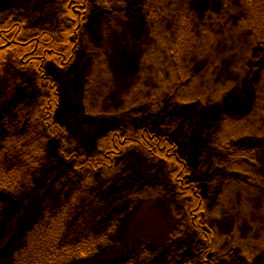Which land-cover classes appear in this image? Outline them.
I'll list each match as a JSON object with an SVG mask.
<instances>
[{"label":"rangeland","instance_id":"rangeland-1","mask_svg":"<svg viewBox=\"0 0 264 264\" xmlns=\"http://www.w3.org/2000/svg\"><path fill=\"white\" fill-rule=\"evenodd\" d=\"M237 1L169 0L170 10L149 14L145 0H117L109 6L91 0L77 58L66 68L49 65L62 91L58 118L68 127L72 144L79 151L93 152L99 136L124 124L128 131L147 128L170 136L181 157L188 160L186 181L190 174L196 184L208 183L209 196L202 197L207 207L202 206L204 222L195 226L185 220L184 207L192 192L184 190L183 182L178 192L162 158L155 160L141 144L130 146L116 163L112 179L98 177L86 184L61 159L58 144L52 141L44 153L46 160L33 167L25 183L17 188L15 182L13 187L0 185V264H11L36 221L66 208L71 215L66 225L71 241L91 233L96 234L93 238L104 236L91 253L77 255L67 264H183L188 260L264 264V133L224 127L226 121L248 116L256 84L264 79V42L253 44L249 30L235 29L242 17L235 8ZM187 2L197 29L217 21L208 32L219 38L207 41L208 37L199 35L201 54L185 60L193 72L211 65V77L199 78L194 85L185 79L178 83L184 85L181 88L162 76L160 58L146 56L151 47L160 57L163 47L155 44L174 43L180 36V28L173 23L188 10L183 7ZM10 15H23L33 25H54L60 19L59 3L0 0V18ZM242 55L241 69L236 65ZM30 75L15 68L10 59L0 66V126L17 101L38 94ZM4 138L0 134V144L12 141ZM239 146L256 150L253 162L257 166L245 165L263 181L256 182L255 174L250 182L243 168L235 165L232 155ZM176 167L172 163V169ZM230 183L247 193L245 209L243 205L231 208L233 199L217 206ZM240 194L237 199L242 201ZM202 230L211 233L207 235L213 242L211 252L206 251L209 242L202 250ZM202 252L208 253L207 259L195 260Z\"/></svg>","mask_w":264,"mask_h":264},{"label":"trees","instance_id":"trees-1","mask_svg":"<svg viewBox=\"0 0 264 264\" xmlns=\"http://www.w3.org/2000/svg\"><path fill=\"white\" fill-rule=\"evenodd\" d=\"M102 1L109 6L117 0ZM168 1L145 0V7L149 14L164 13L171 8ZM57 2L59 3L60 19L54 25H33L28 23L27 18L23 15L0 18V66H2V62L10 59L18 68L30 70L34 73L40 90L37 95L30 97L31 100L17 101L10 114L4 118L0 134L5 137V141H12L9 144H0V185L13 187L12 183L15 182V188H17L18 185L25 183L33 167H37L46 160L44 153L52 141L58 144L57 149L61 159L67 161L74 175L80 177L79 181H84L86 184L98 177L112 179L113 173L116 172V163L126 153L128 146L141 144L142 150L151 157L156 160L162 158L163 164L171 172V179L178 188V192H180L181 182L187 184L184 190L192 192L193 196L187 197L189 201L188 205L184 207V210L186 209L185 220H191L193 225L199 226L204 222V218H202L204 210L202 209L203 207L207 209V207L202 203L200 191L195 187L196 182H192L194 184L192 186L183 176L186 174L188 164L181 157L175 140L170 136L161 133L155 134L147 128L132 132L128 131L126 127H115L98 138L97 147L93 152L79 151L72 144L68 127L58 118L61 102L59 83L49 72L47 65L52 63L58 67L66 68L75 61L81 44L82 32L89 20L91 0H57ZM237 2L239 6L234 2L235 8L239 13L242 12V17L236 22L238 25H235V29L237 31L245 28L249 30L250 37L248 38L252 40L253 44L264 42V0H238ZM183 7L188 10L173 23L174 26L177 25L178 29L180 28V36L174 39V43L155 44V46L163 47L160 57L151 47L146 56L150 59L155 54L153 58H160L159 61L163 65L162 76L166 79L168 77L176 87L181 86V88L184 85H178V83L185 79L191 80L194 85L199 78L211 77V73H209L211 65L208 66V69L205 67L204 70L193 72L194 69L185 59L195 53L201 54V50L197 47L202 37H208L207 41H215L219 38V36L213 37L208 32L211 29V24L218 25L217 21L215 23L210 20L211 22L208 21L210 24H205L204 28L199 30L195 24L197 21L193 19L195 17L192 16L189 3L187 2ZM209 16L212 17L211 14ZM205 54L207 53L203 52V55ZM241 59L236 67L242 69L245 64L244 55ZM98 72L100 74V68ZM188 88L194 94V89ZM256 88L257 91L249 104L252 108L248 116L245 119L226 121L225 129H234L240 133H249L254 130L261 134L264 133L262 124L264 123V79L256 84ZM184 96H189V94ZM238 148L239 150L233 153L232 158L236 157L235 165L239 169L243 168L242 171L249 176V180L252 182L255 174L258 177L260 175L254 173L255 170L246 168L245 164L248 163L251 167L257 166L253 162L256 150L254 148L243 149L241 146ZM174 162L178 165L176 171L172 170ZM259 179L260 177L256 179V182ZM260 180L263 181L262 178ZM230 185L231 183L228 187L225 186L222 196L216 202L217 206L223 204L225 200L233 199L234 202H230L231 208L243 205L245 209L247 203L245 200L249 201L247 193L245 194L238 187ZM177 188L175 189L177 190ZM242 190L246 191L245 186ZM240 193L244 195L242 201L237 199ZM70 220L71 215L68 214L66 208L58 215L54 214L51 218L36 221L27 233L24 245L12 255L11 264H67L77 255L83 256L91 253L93 248L104 240L103 235L93 238L96 234L91 233L79 241H71L66 231V225L70 224ZM202 233L204 234L202 236L204 243H213L207 237L211 233L207 234L205 230H202ZM205 247L206 243L202 250ZM202 250L198 249V251ZM212 250L213 247L210 244V249L206 251L211 252ZM198 257L206 260L208 253L198 254L195 260ZM212 259L210 257L209 262H212ZM128 262L125 261L122 264H129ZM183 264L198 263L188 260Z\"/></svg>","mask_w":264,"mask_h":264},{"label":"flooded vegetation","instance_id":"flooded-vegetation-1","mask_svg":"<svg viewBox=\"0 0 264 264\" xmlns=\"http://www.w3.org/2000/svg\"><path fill=\"white\" fill-rule=\"evenodd\" d=\"M4 62H2V64H3ZM1 64V65H2ZM52 63H50V64H48L47 65V67H48V70H49V65H51ZM52 65H55V64H52ZM15 66V65H14ZM55 66H57V65H55ZM58 67V66H57ZM15 68H17V69H19V70H22V71H24V72H26V73H28L29 75H30V77H33V80H34V82H35V84L37 85V80H36V77L34 76V73H32L30 70H23V69H20V68H18L17 66H15ZM50 72V71H49ZM54 76V75H53ZM55 77V76H54ZM56 78V77H55ZM57 79V78H56ZM57 82H58V79H57ZM59 83V82H58ZM58 86L60 87V91H61V86H60V84H58ZM37 88H38V86H37ZM40 92V90H39V88H38V93ZM61 94H62V91H61ZM35 96V95H34ZM3 124V123H2ZM2 124H1V126H0V128L2 127ZM124 127H127V124H124ZM115 128V127H114ZM117 128H119V127H117ZM100 137V136H99ZM98 137V138H99ZM98 140V139H97ZM96 147H97V141H96V144H95V148L94 149H96ZM130 149V146H128V148H127V151ZM95 151V150H94ZM123 156H124V154H123ZM122 158V157H121ZM152 158H154V157H152ZM155 159V158H154ZM156 160V159H155ZM187 163H188V160H187ZM177 165V164H176ZM178 169V165H177V167L175 168V169H172L173 171H176ZM187 177L186 178H188V183L189 184H192V182H196V180L195 179H193V177H192V175H186ZM201 183H206L207 185H206V189H204L202 186H201ZM195 187L200 191V188H201V191H200V194H201V196L202 197H208L209 196V193H208V190H209V188H208V183L207 182H198L197 184L195 183ZM192 186H194V184H192ZM191 186V187H192Z\"/></svg>","mask_w":264,"mask_h":264},{"label":"water","instance_id":"water-1","mask_svg":"<svg viewBox=\"0 0 264 264\" xmlns=\"http://www.w3.org/2000/svg\"><path fill=\"white\" fill-rule=\"evenodd\" d=\"M206 183H201V186L204 188V189H206Z\"/></svg>","mask_w":264,"mask_h":264}]
</instances>
